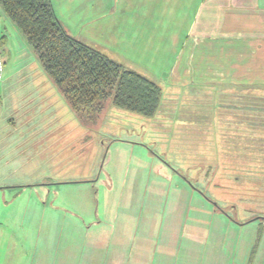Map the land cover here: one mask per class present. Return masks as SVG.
Here are the masks:
<instances>
[{"label": "rangeland", "instance_id": "374dc122", "mask_svg": "<svg viewBox=\"0 0 264 264\" xmlns=\"http://www.w3.org/2000/svg\"><path fill=\"white\" fill-rule=\"evenodd\" d=\"M163 2L52 0L70 35L161 86L151 118L110 102L78 117L0 5V264H264V125L244 131L264 108L228 86L167 91L201 0Z\"/></svg>", "mask_w": 264, "mask_h": 264}, {"label": "trees", "instance_id": "16d2710c", "mask_svg": "<svg viewBox=\"0 0 264 264\" xmlns=\"http://www.w3.org/2000/svg\"><path fill=\"white\" fill-rule=\"evenodd\" d=\"M0 5L25 35L42 69L78 117L100 115L108 102L137 115L155 116L161 104L162 88L154 80L70 35L57 18L52 0H0ZM239 96L241 102L250 99L255 106L262 104L259 109L264 108V86L240 87ZM247 114L249 124L254 126L248 125L244 131L252 134L257 131L256 125L264 122L256 121L257 110H247ZM238 122L248 123L245 114L240 115Z\"/></svg>", "mask_w": 264, "mask_h": 264}, {"label": "crops", "instance_id": "0c3cea01", "mask_svg": "<svg viewBox=\"0 0 264 264\" xmlns=\"http://www.w3.org/2000/svg\"><path fill=\"white\" fill-rule=\"evenodd\" d=\"M251 1L201 0L189 21L176 68L166 82L167 91L171 92V87L183 89L200 85L212 90L233 87L234 92L239 93L240 87L249 89L264 86V11L257 13L252 10ZM161 2L164 8L170 5L171 0H158V4ZM123 9L130 8H120L121 11ZM167 9V14H170L171 8ZM115 10L111 8L110 13ZM124 23L126 28L129 27L127 22L113 26L123 37H128L122 25ZM160 25V28L167 26L171 29V21L167 17L163 18ZM131 26L134 28L136 23L133 22ZM131 39L127 41L131 42L132 47L142 42H138L134 35ZM91 47L99 50L97 46ZM236 114L238 117L239 110ZM77 259L80 257L76 256L73 260L75 264Z\"/></svg>", "mask_w": 264, "mask_h": 264}]
</instances>
